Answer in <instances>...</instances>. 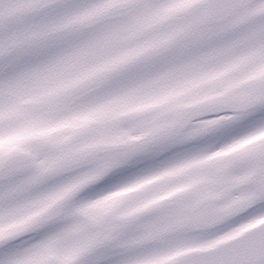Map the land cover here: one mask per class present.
I'll list each match as a JSON object with an SVG mask.
<instances>
[{"label": "snow or ice", "instance_id": "snow-or-ice-1", "mask_svg": "<svg viewBox=\"0 0 264 264\" xmlns=\"http://www.w3.org/2000/svg\"><path fill=\"white\" fill-rule=\"evenodd\" d=\"M0 264H264V0H0Z\"/></svg>", "mask_w": 264, "mask_h": 264}]
</instances>
